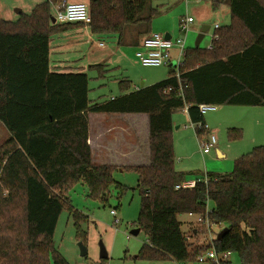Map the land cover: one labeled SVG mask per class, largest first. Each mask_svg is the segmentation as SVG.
Masks as SVG:
<instances>
[{"label":"trees","instance_id":"16d2710c","mask_svg":"<svg viewBox=\"0 0 264 264\" xmlns=\"http://www.w3.org/2000/svg\"><path fill=\"white\" fill-rule=\"evenodd\" d=\"M38 5L17 22L0 21V38H11L8 49L18 53L21 71L35 84L18 89V68L0 66V122L9 133L0 145V264H69L54 245L62 212L74 218L78 241L85 245L80 223L65 194L85 182L91 198L107 200L115 182L114 167L92 163L88 145V113L147 114L151 162L130 168L138 174L141 211L135 224L147 237L138 258L177 264L197 261L210 245L188 242L179 217L204 215L213 204L210 220L228 233L214 242L216 251L237 254L241 264H264V146L234 163L226 175H210L209 183L176 190L183 174L175 168L173 114L187 108L196 136L208 132L200 105L264 107V0H212L214 9H230V25L216 29L211 49H187L179 70L152 86L132 91L129 80L119 83L122 95L91 105L87 74H51L50 40L72 24L51 23L52 6ZM153 0H88L92 33L119 35L141 25L147 34L159 10ZM120 42V43H121ZM12 57V56H11ZM103 77L105 66L92 67ZM179 74V76H178ZM26 79V78H25ZM129 92V93H128ZM242 139L232 129L229 141ZM207 233L199 226L196 236ZM222 264H231L226 261Z\"/></svg>","mask_w":264,"mask_h":264},{"label":"crops","instance_id":"0c3cea01","mask_svg":"<svg viewBox=\"0 0 264 264\" xmlns=\"http://www.w3.org/2000/svg\"><path fill=\"white\" fill-rule=\"evenodd\" d=\"M47 1L50 0H0V21L17 22L23 15L31 14L38 5ZM191 2L190 4L188 0H186V17L193 19L189 33L191 32V28L195 32H199L200 26L203 25L205 38L207 33L211 30V26H208V24H213L216 17L218 20L221 18V15H223L222 19L226 20V24L229 22L228 20L231 21L230 9L225 5H221L218 9H214L212 8L213 6L210 0H191ZM69 3H85L88 5V0H63L61 3L54 4L52 6L54 14L51 16V23L53 25L58 24L55 20L57 10L64 4ZM191 6L192 9L190 10ZM190 11L192 13H190ZM192 14L193 17L191 16ZM158 16L154 18L150 32L147 34L142 30L140 24L126 28L124 38L122 42L119 40V44L126 46L128 48V53H124L121 57L118 54L119 50H117V47L115 48V38L111 36V34L97 35L92 33L89 25L72 24L70 29L51 37L49 72L59 75L87 74L90 78V73L96 71L92 69V67L95 66H105L108 71L123 69L122 62L124 58L128 56L132 58L138 51L143 50L142 43L146 37L151 34L162 33L164 34L163 36L169 35L170 39H173L171 27L161 25L171 23L168 22L167 13L159 10ZM186 17L178 15L175 17V21L177 20L181 23V20ZM12 43L13 40L11 38H0V66L10 63L13 69H19L23 66H21L18 61V53H12L11 49H8ZM178 52L179 50L176 47L172 50V64L176 62ZM114 60H116L115 63H112ZM172 64L170 66H172ZM19 72L23 81L19 82V84H14V87L18 89L24 88L22 91L25 92L27 90L31 91V89L35 87V84H31V81H27V73L22 72L21 69H19ZM168 75L166 77L163 75L159 79L154 80H161L162 78L167 79ZM128 78L131 83V80H135V77H133L130 72ZM154 80L152 79L150 83L144 82L141 87L132 86V91H138L158 83V81ZM235 107L241 108V110ZM253 111L254 110H251L250 107L224 106L218 107V110L215 112H209L204 115V121L208 127V132L203 137V140H209L211 136H214L217 140L216 145L207 154H203L198 148L192 130H188L191 135L190 146L184 148V150L181 148V142L178 139L179 133L182 131L181 126L183 122L191 124V118L187 108L174 112V152L175 157H178L179 162L182 163L176 170L183 174V182L199 181L210 175L230 174L235 161L245 156L242 155L243 152L251 148H256L254 147L257 144L255 142L264 139V129H261V124L255 121V112ZM210 113L216 114L213 115ZM239 113H247L248 116H250V119H248L249 122L247 121L244 123V119H239L237 117L233 119V114ZM93 119L97 121L95 127L92 123ZM237 121L241 123L238 124L236 123ZM88 122V145L91 149L92 163L94 165L111 166L115 168V171L119 170L121 172L128 171L130 168L147 167L150 165V129L149 117L147 114H92L89 112ZM244 124H247V127H244ZM232 129L242 131L241 140L233 142L228 140V133ZM176 142L178 143L176 144ZM186 217L188 219V229L186 232H192L191 235L196 237V232L199 228L196 217L190 214L186 215ZM224 229V226L221 230L216 229L217 238ZM200 238L202 237L199 236V239ZM189 239L190 238H188V240ZM228 261L230 262V258Z\"/></svg>","mask_w":264,"mask_h":264},{"label":"rangeland","instance_id":"374dc122","mask_svg":"<svg viewBox=\"0 0 264 264\" xmlns=\"http://www.w3.org/2000/svg\"><path fill=\"white\" fill-rule=\"evenodd\" d=\"M207 1V0H204ZM212 8H214L212 0ZM191 4V0H188ZM186 0H153L150 7L165 11L167 13L168 22L170 24H161L165 27H171L173 40L178 39L185 40V35L181 34L180 23L175 21V17L178 15L186 17ZM192 6L190 7V10ZM190 13H192L190 11ZM54 14V11H52ZM193 17V14L191 15ZM159 17V16H158ZM221 18L211 26V30L207 33L206 37L200 44V48L208 49L212 44L213 36L215 34V27H225L230 25V20L226 24V20ZM221 19V20H220ZM157 25V24H155ZM198 25V24H195ZM200 31L195 32L191 28L187 40L185 41V50L194 48L200 33L203 30V25L200 26ZM162 34V33H160ZM164 35V34H162ZM115 38V48L117 47L118 54L121 57L124 53H128V48L119 44V35H113ZM114 60L112 63H115ZM118 62V60H117ZM123 69H114L108 71L103 77H101L98 71L90 73V103L91 105L101 104L111 101L113 98H118L122 95L119 87V82L122 80H128L129 72L135 80H131V85L141 87L143 83H150L152 79H159L163 75L166 77L169 72L173 69H177L178 62H174V66H161V67H145L141 64L136 54L124 58ZM130 80V79H129ZM161 80L154 81H163ZM238 110L241 108L235 107ZM255 115V121L261 124V129H264V107H250ZM215 115L216 113H210ZM209 114V115H210ZM239 119H244L246 123L250 116L247 113L233 114ZM231 119L232 121H235ZM96 120L93 119L92 123L95 127ZM249 122V121H248ZM236 123H241L237 121ZM181 132L179 133L178 139L181 142V148H188L191 144L190 131L194 134L198 148L200 149V139L195 136V129L193 125L188 122H183L181 126ZM247 127V124H244ZM187 128V130H186ZM190 130V131H188ZM9 137L8 131L4 125L0 122V145L3 144ZM177 139V141H178ZM174 141V140H173ZM176 141V140H175ZM178 142H176L177 144ZM256 146H264V139L258 140ZM253 150V148L243 152L242 155H247ZM200 151V150H199ZM175 168L182 165L179 162V158H176ZM234 167L231 170L233 172ZM116 183L126 188V191L120 195L116 187L110 189V193L106 201L97 198H91L89 196V189L85 182H78L74 184L65 194L66 199L69 200L70 205L85 217V220L81 221V230L86 234V256L81 255V250L78 241V231L74 222V218L70 215L69 211L65 209L58 221L57 228L54 235V245L59 253L67 260L69 264H177L174 261L166 262H154L138 258V255L147 243V237L144 232H140L138 236L131 235V231L135 229V224L139 218L141 211V198L137 191L138 185V174L133 170L121 172L119 170L114 171L113 174ZM210 208H213V204H210ZM117 212V219L119 223H115V217L111 214V211ZM180 222L183 224L182 229L184 232L187 231V217L182 215L179 217ZM192 232H186L187 238H190L188 242L193 246L196 245H207L206 241L208 233L199 239V236L194 237L191 235ZM202 239V240H201ZM104 247L108 254V258L103 260L101 258V249ZM231 264H241L240 258L237 254H232L230 257ZM186 264H211L200 263L198 261L189 262Z\"/></svg>","mask_w":264,"mask_h":264},{"label":"built area","instance_id":"2783aa9c","mask_svg":"<svg viewBox=\"0 0 264 264\" xmlns=\"http://www.w3.org/2000/svg\"><path fill=\"white\" fill-rule=\"evenodd\" d=\"M56 22L58 24H83L90 25L92 23V18L90 15L89 6L85 3H69L64 4L61 8L57 10L56 13ZM193 23L192 18H183L180 23V31L182 35L187 36L189 33L190 25ZM218 27H216L217 29ZM186 38V37H185ZM214 38V36H213ZM179 50L177 55V69L179 70L180 65L182 64L183 56L186 52L185 50V40L178 39L174 41L173 39H166L165 36L160 34H151L143 40L142 48L137 52V58L141 64L145 67H161V66H170L173 63L172 50L174 48ZM211 45L208 49H211ZM179 76V74H178ZM218 110V107L215 105H200L199 111L201 115H206L209 112H215ZM200 128L208 130L206 125H198ZM196 128L195 125H193ZM217 140L214 136H211L209 140H200V150L203 154H207L211 149L216 145ZM199 183H209V178L205 177L199 181L183 182L176 186V190H186L194 189ZM212 209L210 208V203L208 201L206 206V212L204 215L195 216L199 226H205V229L208 233L206 241L207 245L212 246L209 251H206L200 255L197 259L200 263H211V264H222L229 260L231 253H221L219 254L215 247L214 242L217 239L216 229L221 230L223 225L214 224L210 220V214ZM111 214L115 217V223L118 224L120 221L116 218L117 212L111 211Z\"/></svg>","mask_w":264,"mask_h":264},{"label":"water","instance_id":"95a60500","mask_svg":"<svg viewBox=\"0 0 264 264\" xmlns=\"http://www.w3.org/2000/svg\"><path fill=\"white\" fill-rule=\"evenodd\" d=\"M53 22H54V19H53ZM204 36H205V30L203 29L201 34L198 37V40L196 42L195 48H199L200 47V44H201ZM165 38L166 39H170V36L166 35ZM172 66H174V64H172ZM140 232H141L140 229H134V230L131 231V235L138 236L140 234ZM227 233H228V229L226 228L218 235V239L221 240L224 237V235L227 234ZM79 247H80V250H81V255L83 257H85L86 254H87L86 247L82 243H79ZM101 258L103 260L108 258V254H107L106 249L104 247H102V249H101Z\"/></svg>","mask_w":264,"mask_h":264}]
</instances>
